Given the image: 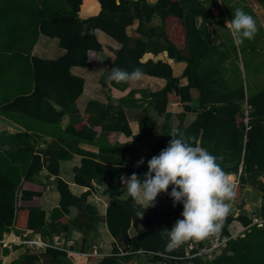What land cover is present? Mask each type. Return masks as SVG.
<instances>
[{"label": "trees", "instance_id": "16d2710c", "mask_svg": "<svg viewBox=\"0 0 264 264\" xmlns=\"http://www.w3.org/2000/svg\"><path fill=\"white\" fill-rule=\"evenodd\" d=\"M99 2L102 10L98 15L81 19L78 12L82 0H0V116L22 127L16 132L0 131V241L5 233L12 231L27 239L33 238L31 232L41 233L46 240L51 235H66L70 240L73 232L79 231L81 237L69 246L71 250L83 251L94 226L98 222H106L116 239L114 252L104 256L97 264H125L131 259L138 260L140 264H185L190 261L194 264H264V227L257 225L250 226L244 235L228 240L224 251L216 257L177 258L184 256L189 247L193 252L206 247L214 235L204 239L205 242L200 241L199 245L191 244L192 240H189L169 251L168 238L162 233L173 227L174 217L183 211L182 203L173 206L168 194L171 187L166 193L170 202L148 207L141 219L136 213L142 212L143 208L134 206L130 196L122 198L124 185L120 177L136 173L143 180L148 166H133L129 160L123 162V158L115 159L118 162L112 164H101L96 160L97 156L104 161L113 160L105 157L109 153L121 157L125 155V144L111 146L108 142L116 131L132 134L122 111L115 113L108 123L100 124L107 116L112 117V108L109 106L106 109L95 100L88 103V116L78 117L77 103L84 88V79L74 76L71 67L92 66L93 53L103 49L95 35L97 28L122 43V47L115 50L118 68L128 72L140 68L148 74L168 79L164 89L151 94L152 103L160 113L173 99L190 100L191 88L194 84H200L192 74L191 62L185 71L191 77L186 86L178 84L179 78L174 76L168 62L159 61L154 67L144 66L140 58L146 51V42L141 39L132 42L126 32L136 18L148 22L159 14L163 21L160 33L165 38L170 57L185 60L176 42L181 23L184 24V7L180 0H159L156 4H149L146 0H120L119 7L115 0ZM257 2L264 4V0ZM41 33L59 37L67 53L56 60L34 56L32 51ZM135 91L132 90L129 95ZM245 92L242 87L241 100L247 98L246 104L251 106L248 120L243 105L231 99L230 95L226 98L223 95L215 97L214 101L218 103L204 108L193 123L178 130L191 146H195L201 138L205 150L213 156H223L222 160H217L223 171L238 173L235 167L243 160V170L239 173L240 181L235 191L238 200L246 187L260 191L264 197V180L261 179L264 177V88L248 92L247 95ZM55 103L63 109L58 110ZM93 110L99 112L98 116H93ZM68 112L75 114L77 120L64 127L62 120ZM97 128L102 131L98 140L95 138ZM154 128L153 121L142 119L140 133L134 137H150ZM171 139L170 136L157 151L167 147ZM81 142L98 144L100 153L82 150L78 147ZM78 152H84L86 156L83 164L75 169L77 183L92 188V177L98 179L99 183L106 176L109 177L105 192L113 199L105 216L99 215L88 202L91 190L77 196L68 182L59 176L60 160L70 159ZM226 156L236 160L237 166H226L223 163L228 159ZM42 170L48 171V179L55 176L52 183L60 193V201L50 210L49 217L41 205V197L49 184L33 178ZM234 170L237 171L232 172ZM72 207L77 208L75 217L72 216ZM260 215L264 217V198ZM234 221L247 226L252 222V217L239 207L225 218L220 228L222 234L231 236L237 230L232 225ZM132 226L138 228L135 235L129 233ZM140 226L146 229L142 230ZM10 237L16 239L12 233ZM78 244H81V250L72 248ZM188 244L190 246L186 248ZM20 247L13 245L15 250ZM1 249L4 256L11 253L8 246H1ZM138 250L145 252L137 253ZM65 255H69L71 260L63 259ZM45 257H49L50 264H91L90 260L93 259L92 255L46 247L42 254L25 250L11 264H39L40 259Z\"/></svg>", "mask_w": 264, "mask_h": 264}, {"label": "crops", "instance_id": "0c3cea01", "mask_svg": "<svg viewBox=\"0 0 264 264\" xmlns=\"http://www.w3.org/2000/svg\"><path fill=\"white\" fill-rule=\"evenodd\" d=\"M146 1L149 4H156L159 0ZM180 2L184 7V17L182 19L184 24L181 23L179 37L176 38V42L180 46V52L185 60L170 57L165 38L160 33L163 21L159 14H155L153 19L148 22H141L139 18H136L133 24L126 28V32L132 42L138 39L146 42V51L140 58L144 66L149 65V67H154L159 61L168 62L173 68L174 76L177 79L179 78L178 84L181 86H186L190 83L191 77L185 74V71L189 62H191L193 67L192 74L198 79L200 84L199 86L194 84L191 88L190 100L173 99L167 104L165 111L160 113L159 109L152 103L153 98L151 94L165 88L168 82L166 77L155 76L142 71L143 76L139 82L117 84L114 81L108 80L111 71L114 68H118L115 50L120 49L122 43L101 28L95 30V35L97 40L102 44L103 49L93 53L92 66L74 65L71 67V73L74 76L84 79V88L78 97L77 103L79 109L78 117L85 118L88 116L86 113L88 103L95 100L102 103V106L106 109L109 106L112 108V117L107 116L100 124L108 123L115 113L122 111L132 132L129 135L124 131H116L110 137L108 144L111 146L125 144L127 152L122 157L111 155V153L105 154V157L113 159L110 161H104L101 156H97L96 160L101 164H112L111 162H118L115 159L123 158V162L129 160L128 162L131 161V165L136 166V162L143 157L144 163L142 165H147V161L152 156L160 153L157 151V148L163 143L166 144L170 139L172 131L174 129L179 130L180 127H187L193 123L204 108H210L218 103L214 101L215 97L230 95L229 97L242 104L245 110L247 98L241 100V88L244 87L247 95V90L249 92L248 87L250 85H258L260 80L264 78V72L259 71L261 69L259 58L256 55L255 57L250 56L255 53H264V4H260L257 0H180ZM85 3L86 0H82L78 12L81 19L96 16L102 10L99 0H88L86 5ZM63 5L65 6L64 2ZM68 6L69 4L67 3ZM237 8L243 9L244 12L252 15L258 29L254 39H245L239 45L234 42L230 30L226 25V21L232 19ZM230 10H232V13H230ZM67 51V48L60 44L59 37L41 33L32 54L42 59L56 60L65 55ZM90 58L92 59V57ZM253 64L257 65L255 69L253 68ZM257 89L258 87L256 86ZM132 90L136 91L135 93L133 92V95H129ZM55 107L58 110L63 109L58 103H55ZM98 113L96 110H93L94 117L98 116ZM90 116H92V112ZM146 118L155 123L154 133L145 139H136L134 136L140 133L141 120ZM76 120V115L68 112L63 117L62 125L66 127ZM21 129L22 127L16 123L0 116V131L16 132ZM101 135V128H97L96 140ZM129 141L131 143H128ZM197 143L202 148H205L204 145H201V138L198 139ZM78 147L86 152L100 153L99 145L92 142H81ZM84 156H86L84 152H78L74 153L70 159H61L59 176L68 182L71 191L77 196L82 195L87 190H91L88 202L94 206L99 215L105 216L107 207L113 199L105 192L109 184V177L106 176L102 183H99L98 179L92 177V188L75 181V169L83 164ZM226 157L228 159L223 162L226 166L231 168L237 166L236 160H231L228 156ZM235 168H238V173L235 172L237 170L232 171L235 173L224 172L232 177V183H234L236 191L240 181L239 173L243 170V160ZM47 174V170H42L33 178L34 180L44 181L49 184L41 197L42 208L46 210L49 217L50 210L60 201V193L55 189L54 183H52L55 176L48 179ZM85 179L88 180L87 178ZM261 179L264 180V177ZM166 193L162 192L158 195L155 206L170 202L166 198ZM243 194L245 195L243 202V204L245 203L243 205L244 211L250 215L253 213L260 214L264 198L263 194L252 187H246ZM128 196L127 188L123 186L122 198ZM236 201L238 199L234 198L230 202V213H234L233 203L236 205ZM76 215L77 208L72 207V216L75 217ZM182 218L181 214L174 217L173 226L178 219ZM242 226L244 225L240 221L233 222V227L236 229ZM94 228L91 236L88 237V241L84 244V249L94 252V255H92L93 259L91 260L93 264H97L104 256L114 252L116 239L110 233L106 222H98ZM140 228L142 230L146 229L145 226H140ZM137 232L138 228L134 226L129 230L131 235H135ZM11 233L15 236H20L16 235L13 231ZM11 233H5L2 241L6 240V236ZM30 235L33 239L51 240L50 242L69 247L82 234L79 231H74L70 240L66 235H51L47 237L48 240L44 239L41 233L31 232ZM202 242H205V240ZM192 243L199 245L200 241L192 240ZM9 244L4 246L9 247ZM75 246L77 247L72 246V248L81 250V244ZM189 246L190 244L186 248ZM13 253L11 251L10 254ZM0 257V260L3 261L7 256L2 255ZM125 264L140 263L138 260L131 259Z\"/></svg>", "mask_w": 264, "mask_h": 264}, {"label": "clouds", "instance_id": "9594fccd", "mask_svg": "<svg viewBox=\"0 0 264 264\" xmlns=\"http://www.w3.org/2000/svg\"><path fill=\"white\" fill-rule=\"evenodd\" d=\"M115 2L119 7L120 0ZM226 25L237 45L242 44L245 39H254L258 31L253 16L240 8L235 10ZM142 76L140 68H135L132 72L114 68L108 80L117 84L135 83ZM170 136L172 139L168 146L147 161L148 170L144 173L143 180L136 173L120 177L121 183L126 186L134 201V206L140 205L143 208L142 212L136 213L141 219L144 210L149 206L154 207L158 195L168 192L169 187L171 192L168 194L173 200V206L177 203L183 204V218L178 219L170 230L162 233L168 238L169 251L189 240L202 241L218 234L230 213V202L236 195L231 176L217 163L223 157L213 156L198 143L191 146L178 130L174 129ZM143 163L144 158L141 157L136 166Z\"/></svg>", "mask_w": 264, "mask_h": 264}, {"label": "built area", "instance_id": "2783aa9c", "mask_svg": "<svg viewBox=\"0 0 264 264\" xmlns=\"http://www.w3.org/2000/svg\"><path fill=\"white\" fill-rule=\"evenodd\" d=\"M251 112V106L250 105H246L245 107V110H244V113H245V118L246 120L249 119V114ZM237 205H238V201L236 202ZM233 209L234 211H237V207L236 205L233 203ZM252 217V222L247 225V226H242L240 227L239 229H237L235 232H233L231 234V236H228V235H224L222 234V231L220 229L219 233L218 234H215L211 239H210V242L209 244L198 250V251H191L190 248L186 249L185 250V254L184 256H176L177 258L179 259H187V258H194V257H197V256H203V255H208L209 258L207 259H211L214 257V253L215 251L218 249V248H224L225 244L228 242V240H230L232 237L234 236H239V235H244V233L246 231L249 230V227L252 226V225H257V226H260V227H264V217L260 214H257V213H253L250 215ZM19 243V244H29L31 246H35L37 248H46V247H53V248H59V249H62L61 248V245H58L57 243L55 242H50V241H44L42 239H33V238H30V239H23L21 238V236H16V239L13 241V242H7L6 240L4 241H0V243ZM5 244V245H7ZM67 252H70V253H76V254H83V255H94V252L93 251H90V250H83V251H74V250H71V249H63ZM145 252L144 250H138L137 253H143Z\"/></svg>", "mask_w": 264, "mask_h": 264}, {"label": "rangeland", "instance_id": "374dc122", "mask_svg": "<svg viewBox=\"0 0 264 264\" xmlns=\"http://www.w3.org/2000/svg\"><path fill=\"white\" fill-rule=\"evenodd\" d=\"M230 13H232V10H230ZM255 55L257 56V58H259V63L261 64V69H259V71H263L264 72V53H260V54H258V53H255V54H251L250 56L251 57H255ZM256 64H253V68L255 69L256 68ZM256 86L258 87V89L256 90ZM254 88H255V90H254ZM262 88H264V78L262 79V80H260V83L258 84V85H250L249 87H248V89H249V92L250 93H252V92H256V91H258V90H260V89H262ZM254 90V91H253ZM247 93H248V90H247ZM237 202V201H236ZM238 203H239V200H238ZM236 207H237V210H239V206L237 205V203H236ZM233 225V224H232ZM231 225V226H232ZM230 226V227H231ZM11 233V232H10ZM9 235L11 236V234H8L7 236H6V241L7 242H13L14 241V239L12 238V237H10V240H12V241H8L7 239L9 238ZM17 235H19V234H17ZM21 236V235H20ZM21 238H23V239H26L27 237H25L24 235L23 236H21ZM57 242V241H56ZM60 242H61V240H60ZM5 244H7V243H4V242H2V243H0V256H2V249H1V246H3L4 247V245ZM20 245L21 246V248H19L20 249V253H22V252H24L25 250H29L30 252H33V253H38V254H42V252L46 249V248H37V247H35V246H31V245H29V244H18V243H12V244H9V248L11 249V251H13V252H15L16 254L18 253V252H16V250H14V248H13V245ZM61 248L62 249H70V246L68 247V246H63V245H61ZM207 258H209L208 257V255H204V259H207ZM63 259H65V260H68V261H70L71 260V258L69 257V255H65L64 257H63ZM50 259H49V257H45V258H41L40 259V261H39V264H50ZM91 261V263H92V260H90ZM0 262H2V260H0ZM93 264V263H92ZM187 264H194L192 261H190V262H188Z\"/></svg>", "mask_w": 264, "mask_h": 264}, {"label": "water", "instance_id": "95a60500", "mask_svg": "<svg viewBox=\"0 0 264 264\" xmlns=\"http://www.w3.org/2000/svg\"><path fill=\"white\" fill-rule=\"evenodd\" d=\"M244 197L245 195L242 194L241 197H240V200H239V203H240V210L243 212L244 211V207H243V202H244ZM224 251V248H218L215 253H214V256H218L220 255L222 252ZM16 252H18L17 254L14 252L13 254H9V256L5 257L2 261V263L0 262V264H11V262L18 258V256L21 254L20 253V249L17 250ZM1 259V257H0Z\"/></svg>", "mask_w": 264, "mask_h": 264}, {"label": "bare ground", "instance_id": "6f19581e", "mask_svg": "<svg viewBox=\"0 0 264 264\" xmlns=\"http://www.w3.org/2000/svg\"><path fill=\"white\" fill-rule=\"evenodd\" d=\"M7 240H8V241H12L13 239H12V240H10V235H9V238H8Z\"/></svg>", "mask_w": 264, "mask_h": 264}]
</instances>
